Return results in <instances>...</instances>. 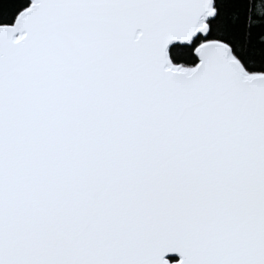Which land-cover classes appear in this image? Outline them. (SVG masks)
<instances>
[{
	"label": "snow or ice",
	"instance_id": "snow-or-ice-1",
	"mask_svg": "<svg viewBox=\"0 0 264 264\" xmlns=\"http://www.w3.org/2000/svg\"><path fill=\"white\" fill-rule=\"evenodd\" d=\"M0 264H264V0H0Z\"/></svg>",
	"mask_w": 264,
	"mask_h": 264
}]
</instances>
